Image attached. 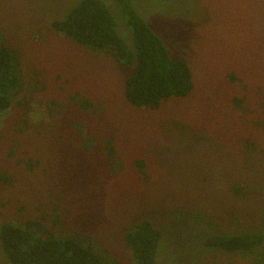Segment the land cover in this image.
<instances>
[{"label": "rangeland", "instance_id": "374dc122", "mask_svg": "<svg viewBox=\"0 0 264 264\" xmlns=\"http://www.w3.org/2000/svg\"><path fill=\"white\" fill-rule=\"evenodd\" d=\"M77 2L0 0V44L19 52L24 80L0 127V224L86 234L134 264L124 231L148 219L161 264H264V244L203 245L264 232V0H132L192 72L190 94L153 111L125 100L129 67L53 29ZM33 104L50 122L29 121ZM0 264H11L1 246Z\"/></svg>", "mask_w": 264, "mask_h": 264}, {"label": "trees", "instance_id": "16d2710c", "mask_svg": "<svg viewBox=\"0 0 264 264\" xmlns=\"http://www.w3.org/2000/svg\"><path fill=\"white\" fill-rule=\"evenodd\" d=\"M115 1L107 2L110 11L101 0H78L64 18L53 20L51 26L71 43L92 52H105L120 66L129 67L123 94L131 106L153 111L163 101L188 96L193 89L188 63L170 55L165 42L149 27L132 0ZM23 89L19 52L1 43L0 114L15 104ZM86 105L91 103H81V108ZM108 142L111 144V139ZM262 164L264 167V154ZM123 240L134 264H161L158 256L162 253V235L150 220L141 219L127 227ZM94 244L86 234L55 233L36 220L0 224V246L11 264H119L107 249ZM263 244L264 232L208 234L203 241L207 249L227 253H248Z\"/></svg>", "mask_w": 264, "mask_h": 264}, {"label": "clouds", "instance_id": "9594fccd", "mask_svg": "<svg viewBox=\"0 0 264 264\" xmlns=\"http://www.w3.org/2000/svg\"><path fill=\"white\" fill-rule=\"evenodd\" d=\"M28 119L33 125H40L41 123L50 122L47 110L40 104H33L32 110L28 112ZM7 116V113L0 114V127H3V120Z\"/></svg>", "mask_w": 264, "mask_h": 264}]
</instances>
